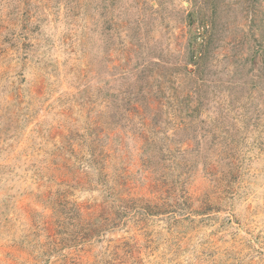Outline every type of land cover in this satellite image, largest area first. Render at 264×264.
Here are the masks:
<instances>
[{"label": "rangeland", "instance_id": "obj_1", "mask_svg": "<svg viewBox=\"0 0 264 264\" xmlns=\"http://www.w3.org/2000/svg\"><path fill=\"white\" fill-rule=\"evenodd\" d=\"M0 264H264V0H0Z\"/></svg>", "mask_w": 264, "mask_h": 264}]
</instances>
